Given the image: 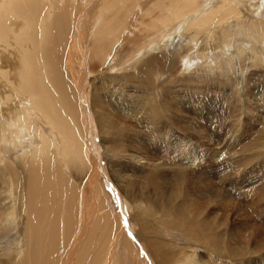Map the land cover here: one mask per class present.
I'll use <instances>...</instances> for the list:
<instances>
[{
    "label": "bare ground",
    "instance_id": "bare-ground-1",
    "mask_svg": "<svg viewBox=\"0 0 264 264\" xmlns=\"http://www.w3.org/2000/svg\"><path fill=\"white\" fill-rule=\"evenodd\" d=\"M93 1L98 2L0 0V231L14 235L11 250L2 255L0 264H72L75 252L73 264H112L111 252L117 249L121 264H211L203 260L201 248L212 264H238L239 251L224 245L221 220L210 216L214 201L207 199L210 203L198 209L212 219L213 227L186 213L188 200L198 195L185 188L191 180L188 170L195 166H178L167 207H161L155 197L165 181L159 178L163 172H158L163 167L129 155L128 141L121 136L130 130L128 122L138 125L145 113L152 125L163 117L173 118L172 103L166 99L170 94L164 88H169L166 80L173 77L211 94L215 107L225 100L220 112L211 110L201 121L215 125L214 120L232 105L239 127H246L248 121L250 133L264 130V0H103L90 16ZM93 18H98L95 27ZM180 56L188 61L178 69ZM182 70H191L184 76L187 79L176 77ZM110 89L115 99H108ZM107 104L124 123L102 114L99 129L97 108L103 110ZM88 107L93 109L91 116ZM195 134L200 139L204 135ZM99 136L103 154L116 159L125 154L137 167L155 169L148 175L149 205L143 200L128 201L133 230L144 244L142 254L125 234L119 212L107 208L108 199L94 180L101 173L94 159ZM258 147L256 154L264 155V145ZM169 176L173 175L164 177ZM117 178L126 183L127 177L117 174ZM146 178L143 184L150 183ZM85 187L96 188L99 195L93 197L95 205L89 213L111 237L101 255L94 252L90 231L84 239ZM173 203L182 210L183 214L175 213L182 224L172 219L171 228L160 232L157 220L149 222L147 217L151 211L173 216ZM149 223L157 225L154 236ZM177 224L186 228L181 231L192 237V243L190 251L177 254L181 256L173 262L170 251L158 241L163 233H180ZM201 231L224 238L215 236L210 245L198 235Z\"/></svg>",
    "mask_w": 264,
    "mask_h": 264
},
{
    "label": "rangeland",
    "instance_id": "rangeland-1",
    "mask_svg": "<svg viewBox=\"0 0 264 264\" xmlns=\"http://www.w3.org/2000/svg\"><path fill=\"white\" fill-rule=\"evenodd\" d=\"M81 2L84 5H87L90 2V0H81ZM102 3L103 0H98V2L93 1L90 3L88 7L90 16H93L95 11L101 7ZM97 19L93 18V21L95 20L94 27L97 23ZM187 61H188L187 58L184 61V58L180 56L177 62L178 69L180 66L184 65L185 62L187 63ZM190 68L191 66L188 69ZM191 70H189V72L182 70L179 74H177L176 77L187 79V77L184 78V76L190 75ZM91 80H93V78H91ZM165 86H169V88L166 87L164 88L165 90L168 91L167 94H170L168 95V98L166 96V99L169 100L168 102L171 101L172 103L171 109L172 111L174 110L173 118L170 121H168L163 117L161 122L159 121L156 125L155 124L152 125L147 123L150 117L147 115V113H145L146 114V116L144 115L145 121L143 120V122H141L142 124L139 123L138 125H136L134 124L135 122H133L132 124L128 122V124L130 125V130L125 131L124 135L121 137L124 140L126 139L128 141L127 144L126 143L125 144L126 147H130L129 155H135L141 158L149 159L152 162H154V164L160 165L161 169L163 167V170L158 169V172L160 173L163 172L161 173L162 176H160L159 178L165 179V181L161 182V186L160 188H158V191L161 192V195L157 191V195L155 197V200L158 198L156 201L158 205L161 207L164 206L167 207L165 203L168 200V193L171 190H173V181L178 178V175L176 176L178 171V166L179 165L195 166L192 169L188 170L189 174H191L190 175L191 180L190 181L187 180L186 182L188 183L185 182V188L187 190L190 189V191L193 192L192 194L195 193L198 195L194 197L191 196L192 198L188 200L189 201L187 204L188 209L186 213H188V215L192 214L191 215L192 218L193 216L195 217L199 216L203 221L206 222V224L211 225V227H213L212 219L214 217L218 218L219 221L221 220L220 221L221 226L225 227L224 230H225L226 241L225 240L224 241L226 242V244L224 243V245L226 246L228 245V247H231L233 250H235V253L239 251L241 255L240 258H242L240 259L241 262L239 263L264 264V155L256 154L258 153L259 150V147L258 148L256 147L260 146V144L264 145V143H262L264 142V130H262V128H259L257 131L253 130L251 134L249 128L247 127L248 126L247 120H246L247 121L246 127L245 126L242 128L239 127L237 120L234 119V114L231 113L234 111L233 110L234 106L232 105L226 106L228 108L229 107L231 108L229 109L227 108V110L224 111L226 113H222L219 119L214 120L216 121L215 125L213 123L214 126L208 122L205 123L204 121H201L200 118L203 119L204 118L203 116L206 113L210 112L211 110H218L220 112L224 104H226L225 100L222 99L221 102L222 106L218 105L215 107L213 102L210 103V99L213 98L211 94H207V92L205 93L203 90L198 91L199 87H197L193 82H186V80H181L176 82V79L174 77H173V81L166 80ZM88 87L90 88V80L88 83ZM112 90L113 89L107 91L109 100L110 99L112 100L113 98L115 99L116 97L115 96L116 93L112 94V92H110ZM141 94L142 93H140V95ZM110 96H112V98ZM215 97H217V95H215ZM157 103L159 104L158 101ZM108 107L109 104H107L105 106V109L103 110L97 108V111L100 112L98 113L99 129L101 128L100 126L103 125L102 121L101 123L99 122L101 120L102 114L109 113L108 115L110 116V118L113 119L116 117L113 120H115L118 123H120L123 119L119 116V114L116 111H113L114 107H112L111 110H109ZM87 110H88V115L91 116L93 114L92 112L93 109L91 107H88ZM230 114L233 115V117H230ZM117 116H118V121H117ZM123 123L124 122L120 124L122 125ZM237 127L241 128L242 131L240 133L238 132L239 129ZM118 128L116 129V131L120 130ZM199 131L204 134L202 139H200L197 136V134H195L196 132ZM104 132L106 133L107 131ZM143 132L146 134L148 133L147 136L146 135L143 136L141 134ZM157 135L158 137H156ZM138 136L139 139L137 138ZM96 143L99 146L97 145L94 148L95 150L94 156L96 155L94 159L97 160L99 173L100 171L101 173L98 177H95L94 180L98 184L100 183V186L104 191L103 193L104 195H106L105 196L106 199H108L106 205L107 208L109 209L110 207L111 209L109 210L111 212H115V210H117L115 213L118 214L119 212L118 215L121 221L123 220L122 222L125 226V227L123 226L125 228L124 229L125 234L127 235L128 239L132 238L129 240L133 241L132 243L135 245L134 249H137V253L142 254L141 251L142 248H144V244L140 242L139 238L136 236V233L133 230V223H131L132 214L131 211H129L130 207L128 205V201L143 200L144 202H146L147 205H149L151 194L148 195L147 193L148 191L152 190V187L150 188L151 178L148 175L151 173L152 170L155 169L153 166L151 168H148L147 170L139 168L128 159V156L124 157L125 154L121 155V157H118L117 159L111 158L110 156L103 154V149H102L103 146L100 140V136L96 138ZM113 148L115 147L113 146ZM240 150L241 151L243 150L242 152L243 154L240 153ZM147 156H149V158ZM216 156L219 157H217L216 159ZM195 159H198V162L197 161L195 162ZM168 162L170 164L173 163V167H170L168 165L169 164ZM136 171L139 173L137 174ZM191 171L196 172L194 173L195 175L193 173H190ZM167 173L168 175L170 173L173 176L164 177L165 174ZM117 174H119L121 177H127L126 183L124 182L122 184L119 178H117ZM78 175L75 176L76 179H78ZM146 176H147L146 179L149 178L150 180L149 184H143V177ZM125 184H127V186ZM76 185L77 183H75V186ZM78 185L80 186V184ZM179 185L180 183L177 184V187H179ZM187 186L189 188H187ZM85 188H86V192H85V199L83 205H84V209L86 208L85 217H86V212H88V216L86 217L87 224L85 222V219L81 221V224H83L82 226H84L85 230L87 231L86 235L84 236L85 237L84 239L88 237L90 231V233H92L91 234L92 238L93 239L95 238L93 241V248H95L94 252L96 254L101 255L104 253L107 243H110L111 237L101 228L100 223H97L98 218L94 223L93 221L94 216L91 217L92 214L89 213L92 210L91 207L92 206L94 207L95 205L94 203L95 201L92 200L93 197L95 195H99L98 192L95 193L96 188H92V187L91 188L85 187ZM135 195L138 197H135ZM205 195H208L210 197L206 198ZM183 197L184 194L182 196V199ZM207 199H209V201L211 200L214 202L210 203L208 202ZM206 202L210 203L209 212L211 213L213 212L212 214H210V216L214 214V216L211 217L212 219L207 218L206 215H202L201 212L199 211L201 210L202 206L207 205ZM92 203H94V205ZM176 204L177 203L175 204L173 203V216L171 215L163 216L162 213H158L159 215H157L154 214L153 211H151L150 213L152 214H149L151 218L149 216L147 217V219L149 218V222L150 220L156 219L157 221H155V223L158 224V228L160 232L163 230V228H166L167 230L171 228L172 225H170V222H172V219L173 222L182 224L180 223L181 222L180 219L175 217L177 215L175 213L183 214L182 210H179L176 207ZM190 210L191 212H189ZM92 225L95 227V229L92 227ZM156 226H157L156 224H154L153 226L151 223H149V231L152 232L154 227ZM178 226H180V228H177L180 229V231H178L180 233L170 232L168 233V235L167 234L165 235V233H163L161 234L163 237L159 235L160 237H162L161 241L163 240L166 244H162L163 241L162 242L158 241L161 247H167V250L170 251V255L173 257V262L177 259V257L181 256V255L178 256L177 254L182 253L184 251H190V249L188 250V247L192 243L191 242L192 237L189 238L186 234L182 233L181 231V230H186V228L182 225H178ZM152 235L154 236L156 235V233L152 232ZM198 235H200L203 238H206L205 241L210 243V245H213V237L216 236L217 238H221V239L224 238V237L223 238L218 237L220 235L216 233L215 235L211 234L210 236L208 233H205L203 231L198 233ZM105 237L107 239H103ZM164 237H166L165 239L168 241H166ZM13 240H14V235L11 232L0 231V259L2 258V255L4 253H8L11 250L10 243ZM150 240H154V239L148 238V241ZM120 241L121 244L124 243V238H122ZM248 246L250 252L248 251L249 249H247ZM201 249H200V254L203 256L202 257L203 260L212 264V262H210L208 259L209 258L208 255L205 254V251H203V249L202 250ZM118 250L119 249H117L116 252L112 251L113 253L111 252L112 256L114 255V257L111 256V260H113L112 264L120 263L119 261L120 259H118V254H120V252ZM100 251H102L103 253L102 252L100 253ZM76 253L77 252H75V254L72 257L73 261L77 256ZM174 257L176 259H174ZM250 261L251 263H249Z\"/></svg>",
    "mask_w": 264,
    "mask_h": 264
}]
</instances>
